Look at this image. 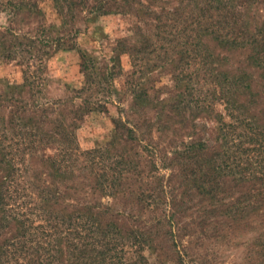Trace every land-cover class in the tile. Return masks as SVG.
I'll list each match as a JSON object with an SVG mask.
<instances>
[{"label": "rangeland", "instance_id": "rangeland-1", "mask_svg": "<svg viewBox=\"0 0 264 264\" xmlns=\"http://www.w3.org/2000/svg\"><path fill=\"white\" fill-rule=\"evenodd\" d=\"M0 106V264H264V0H0Z\"/></svg>", "mask_w": 264, "mask_h": 264}, {"label": "trees", "instance_id": "trees-1", "mask_svg": "<svg viewBox=\"0 0 264 264\" xmlns=\"http://www.w3.org/2000/svg\"><path fill=\"white\" fill-rule=\"evenodd\" d=\"M4 101H5V99H4ZM22 107H23V106H22ZM1 111H2V107L0 106V112H1ZM9 116L12 118V113H11L10 110H9ZM1 119H2V118H1ZM17 119H18V123H16L15 125H19V124H20V123H19V122H20V118L18 117ZM10 129H12V128L10 127ZM97 152H98V151H97ZM87 154L89 155L90 152H87ZM93 160H94V159H93ZM94 161H95V160H94ZM55 164H56V163H55ZM93 166H94V168H96V167L98 168L99 163H94ZM52 168H53V167H52ZM6 179H7V178H6ZM68 179H69V180H68ZM73 179L75 180V178L67 177V180H68V181H71V180H73ZM78 242H79V241H78Z\"/></svg>", "mask_w": 264, "mask_h": 264}]
</instances>
